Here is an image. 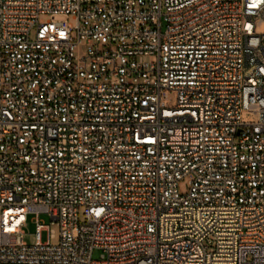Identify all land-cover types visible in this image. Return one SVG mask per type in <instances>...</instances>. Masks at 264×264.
<instances>
[{
	"label": "built area",
	"instance_id": "1",
	"mask_svg": "<svg viewBox=\"0 0 264 264\" xmlns=\"http://www.w3.org/2000/svg\"><path fill=\"white\" fill-rule=\"evenodd\" d=\"M0 264H264V0H0Z\"/></svg>",
	"mask_w": 264,
	"mask_h": 264
},
{
	"label": "rangeland",
	"instance_id": "2",
	"mask_svg": "<svg viewBox=\"0 0 264 264\" xmlns=\"http://www.w3.org/2000/svg\"><path fill=\"white\" fill-rule=\"evenodd\" d=\"M34 35V33L32 32V36ZM167 100L168 103L170 105H173L176 103V96H175V92L171 91L168 93L167 95ZM179 190L181 193H187L190 190V184H189V178L186 177L184 179H182L179 182ZM32 215L29 217V221L26 224V226L24 227V231H25V236H24V240L30 244L33 245L36 242V223L32 220ZM40 220L46 224L49 225L52 229H54L56 232H58V227L56 225H53L51 223V218L50 216H48L47 214H42L40 216ZM42 240L43 241H47L48 240V232L47 231H43L42 233ZM58 242V239L53 240V243L56 244ZM102 251L99 249H96L93 253V258L95 259H99L101 257Z\"/></svg>",
	"mask_w": 264,
	"mask_h": 264
}]
</instances>
